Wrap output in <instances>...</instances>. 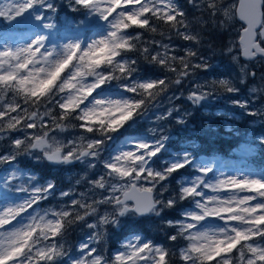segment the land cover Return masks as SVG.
I'll list each match as a JSON object with an SVG mask.
<instances>
[{
  "label": "snow or ice",
  "instance_id": "obj_1",
  "mask_svg": "<svg viewBox=\"0 0 264 264\" xmlns=\"http://www.w3.org/2000/svg\"><path fill=\"white\" fill-rule=\"evenodd\" d=\"M194 6L197 0H190ZM75 3L99 15L105 21L111 18V31L98 40H93L82 47L79 41L70 42L62 46V51L49 50L44 45V37L34 39L28 46L16 50L0 51V139L5 134L17 130L43 128V121L36 123L37 112L32 111L27 116L28 110L15 102V96H21L24 103L39 104L41 99L51 103L55 96H60L55 102L61 111V119L71 116L78 111L76 119L82 121L81 128L87 133H98L102 139L88 140L86 144L77 145L75 142L61 144L53 139L48 140V131L42 135H26L24 139L17 138L12 141L13 153L0 154V164L14 160L15 155L27 152L30 149H39L44 152L50 161L70 163L88 157H97L104 141L110 138L109 133L116 132L134 116L140 115L141 110L160 92L167 88L166 80H156L144 83H134L127 91L136 94L131 99H93L89 97L101 85L113 80H123L131 77L134 72L135 60L126 59L125 55L136 50L133 41L141 39L140 34L135 36L127 32L130 28H140L156 32L151 26V18H156L175 28L184 23V12L179 10L172 0H75ZM36 4H44V0H18L6 13L0 10V17L13 20L21 16ZM264 0H240L239 15L248 23L245 36L241 37L243 55L252 59L264 56V47L256 42L257 25L262 29L258 35L264 39V20L261 8ZM48 7H51L50 5ZM209 7L216 5L209 0ZM14 13V14H13ZM184 40H196V37L187 33H178ZM164 52L151 55L152 62L162 66L168 65L169 60L176 57L168 56V46L162 45ZM231 51V50H229ZM142 54L147 59L150 49L143 47ZM189 56L195 53L189 51ZM235 59V57H234ZM183 62V58H181ZM189 64L184 63L185 71L181 76L188 74ZM195 67H206L204 64ZM175 71L176 69L171 68ZM67 72V75L64 73ZM119 73L117 75L116 73ZM91 77L89 82L87 78ZM179 83V80L176 81ZM218 85L227 91V81H218ZM212 88L216 89V83ZM210 90V89H209ZM12 92L13 102H7V94ZM64 94V95H61ZM205 95L202 89L189 96L190 100L200 101ZM139 98H136V97ZM87 102V103H86ZM83 105V107H82ZM18 113V115H11ZM44 115H49L45 112ZM27 120V123L24 121ZM22 125V128L20 127ZM61 131L64 125L55 124ZM85 140L84 136L80 141ZM162 148L159 141L152 143L140 141L135 145V151H122L119 155L105 163L107 177L116 181H127V184L109 183L104 176L93 181V185L100 189L110 190L111 194L95 201V204H114L115 211L124 215L129 211L128 200H135L134 210L144 213L154 209L157 203L153 199V190L160 181L166 180L172 172L184 167L187 161L173 163L163 171L157 172L149 166V161ZM64 149H67L65 152ZM94 167V165H89ZM15 177V174H13ZM149 181L152 187H139L137 182ZM202 185L197 181L191 186L181 187L179 198L188 199L203 197L199 190ZM210 187L214 193L226 191L227 196L212 195L203 202L196 204L200 212L189 213V223L177 222V235L170 237L177 240L178 236L189 241L187 248L180 250V259L184 264H264V181L227 178ZM54 188L49 183L46 187L32 190L31 198L15 206L0 209V264H55L57 260L67 255L63 244L57 243V238L63 236L65 223L72 215L70 211L53 212V218L47 215H30L29 223H19L16 227H9L17 217L22 216L33 205L38 204ZM127 189V190H126ZM21 191L27 189L21 187ZM123 192V199L115 193ZM129 192L135 195H129ZM240 193H250L240 195ZM69 196L68 192L61 193ZM255 201V203H253ZM73 206L86 208L84 215H76V219L83 221L85 216L95 214L97 208L73 200ZM175 200L167 201V207H172ZM214 216L225 221V226L211 231H193L196 224L206 217ZM115 222L105 214L99 223ZM171 223V222H170ZM88 228L96 229V223L88 224ZM93 243L100 239L94 234L89 238ZM80 257L69 260V264H109L96 247L91 244L79 245ZM169 252L150 243H129L126 251L116 255L111 264H168L166 259Z\"/></svg>",
  "mask_w": 264,
  "mask_h": 264
},
{
  "label": "rangeland",
  "instance_id": "obj_2",
  "mask_svg": "<svg viewBox=\"0 0 264 264\" xmlns=\"http://www.w3.org/2000/svg\"><path fill=\"white\" fill-rule=\"evenodd\" d=\"M63 1L66 2L68 0ZM72 1L75 3V0ZM16 2H18V0H0V10L7 13ZM47 2L51 4L52 0H47ZM212 2L215 3V8L209 7V0H197L196 6H194L190 0H187L190 10L193 13H200L199 15L202 16L198 20L199 27H196L195 30H193L190 26L187 27L186 25L184 26V24H181L179 26H184V28H181L178 32H176L175 38L177 42L169 37L166 38V42H157L154 44L155 46H148L150 54L155 55L157 52L163 53L164 48L161 46L167 45L168 56L176 57L174 61L177 62V66H171V64L168 65V69H176L172 74L174 77V89L176 90L173 89L168 92L161 100L156 101L155 104H153L150 108L148 107L149 109L147 108L141 115L140 120L144 121V129L140 132L141 134L125 133L120 136H115L117 132L109 133L110 138L104 141L103 145L99 149V155L97 157L73 160L72 164L56 167L59 169L61 175H65L66 173L69 178L66 180L64 179L63 181L56 180L55 183H52L51 180L45 181L41 185L35 183L34 181H36V179L39 181L37 172H39V169L41 168L36 167L35 169V166H33V170L30 167L31 175H29V169H26L22 165L23 162L29 161L32 165H38L40 167L45 166L47 163H45L42 157L44 152L41 150L30 149L27 152L15 155L14 160L11 162L0 164V209L15 206L30 199L32 190L35 188L46 187L49 183L54 185V188L47 195V197L49 195L51 196V193L54 191L53 197H48L50 199L48 201L50 202L44 205L45 209H41L39 207V203L42 201L40 200L38 204L33 205V207L29 208L22 214V216L17 217V219L14 220L12 225L9 227H16L19 223H29L30 221L28 217L30 215H36V213H39L40 215H47V218L49 219L53 218L51 214L55 212V209L58 210L63 204H65L61 201V198L65 197L61 195L63 192H68L69 196L75 195L77 197L75 199L79 200L82 204L93 205L97 208L95 214L85 216L83 221H78L79 229L78 232H76L72 249H69V246L64 244L63 250L67 253V255L62 259L57 260L55 264H69L70 259H78L81 255L79 251V245L81 244H91V246L95 247L101 242H114L123 232L131 231L129 232L130 235L124 236L121 241L115 243L117 247L112 251V259H114V257L121 252H125L126 246L130 242L137 243V238L141 244L146 242L151 244L149 239L144 238L141 234L135 233L134 229L142 223L146 224L150 229L152 226H155L154 219L158 217V210L167 205L168 200L165 198L164 194L170 192L169 190L167 191V182L160 181L156 184L153 190V195L154 200L157 203L151 211L149 215L150 217L147 216L146 218H142V221H136V216L129 211H127L124 215H120L118 211H115L116 206L114 204H95V201L110 195L111 192L110 190L95 187L92 182L99 180L101 176H104L109 183L127 184V181L118 182L111 177H107L105 174L108 170L105 169V163L114 158L116 155H119L122 151H135V145L140 141H146L149 143L159 141L163 146L165 140L170 138L169 134L174 133L171 125L174 126V124H177L180 129H186L185 131H187V134H191V132L187 129L192 126V123L186 120V116H188L190 111L194 109H207L208 105L211 104L210 102L218 101L225 104L235 103L236 107H239L240 112L246 111L244 110L245 106L242 105V102L236 99H231V97H238L239 99V96H241L237 95L235 90H222L221 93L223 94H220L218 89L211 87L213 84L212 77L218 68L224 66L225 63H228L229 67L233 68L235 73H237V81L239 78L240 83H246V96L249 97L251 101L258 100L255 102L256 105H251V107L255 109L259 107L257 110H259L261 114H264V73L258 70V66L259 64L262 65V61L256 60V62L252 63L239 59L237 39L242 26L236 21L234 15L236 0H212ZM45 4L46 2L44 3L43 8L46 7ZM69 9L76 16L62 15L56 23L48 20L51 19V17L47 14L43 15L44 18H41L38 9L35 10L33 7L29 8L25 13L13 20L0 17V26L5 29L3 32H0V51H14L17 48L26 47L34 39L42 36L45 38L44 45L47 49H55L56 52H60L62 51V46L64 44L79 41L82 47H84L93 40L104 38L111 31V18L105 21L96 13L86 11L85 9L79 7L76 3L75 5L70 6ZM188 32L190 35L195 36L196 40H190L188 42L178 34ZM220 34H222V36L224 35L225 39H222V37L220 38ZM257 40L264 45V41L258 34ZM215 43H223V48H221L218 44L214 46ZM174 49L178 51L176 54ZM189 51L195 53V55L186 57ZM178 53H182V55ZM181 58H183L184 63L190 65L187 69L188 74L186 76L180 75L181 72L185 71L184 63L181 62ZM170 61L172 60H169V62ZM199 64H204L206 67H199L194 70L195 65ZM232 73L234 74V72ZM64 75H67V72L64 73ZM87 79L89 82L92 80L91 77ZM177 80H179V83L176 82ZM134 81L136 83H144L149 82V79L145 77H131L127 80L123 79L115 84V86H110L101 90L96 89L92 96L89 97V101L93 99H125L121 95V92L127 91V88L130 86L129 84ZM217 81L223 80L218 79ZM100 88H103V85H101ZM201 89L205 91V95L203 97L209 100L207 103L189 99L190 94L194 92L198 93ZM219 96L227 97V99L222 98L219 100ZM59 99L60 96H55L51 103L44 100L45 102L43 104L48 103L49 106L47 104L42 106L43 104H41L34 107L30 111L37 112L38 115L36 123L40 124L42 119L44 125L43 128L38 127L35 129L17 130L5 134V138L0 139V154L8 155L14 151L12 148V142L5 143V139L11 138L13 141L20 138V136L23 138L26 135L29 137L33 134L42 135L44 131H48L49 133V142H52L54 139L59 141L61 144H67L71 141L75 142L77 145H82V143L86 144L88 140L98 139L96 137L100 136L98 133H87L80 127L83 123L80 120L78 125H75L73 122L71 123L68 120H64L62 122L59 120L58 124H62L65 127L64 131L56 128L53 124L50 126V122L52 123V121L56 119V116L53 114V117L51 116L50 108L53 106L51 104H56L57 109L61 110L55 102ZM45 112H48L49 115H44ZM17 114L18 113H14L13 115L15 116ZM78 114L79 113L77 111V115ZM27 122L28 121L25 120V123ZM171 122L173 124H171ZM202 130L206 131L205 133L207 134L214 131L210 125H204ZM81 136L85 137L83 142L80 141ZM245 147L246 146H243L240 149V154L243 156L251 153V149ZM64 151L66 152L67 149H64ZM173 154L174 153H172V155ZM180 155L183 157L182 161H185V157L187 155L186 151H182ZM173 163H179V159L175 156L170 157L167 161L169 166ZM90 164L94 165V167H90ZM195 164V173L189 178H182L181 187L191 186L199 180L202 182L199 190L203 193V197H196V200L193 201V206L182 212L180 220L172 223H164L165 225H176L177 231V222L183 221L185 223H189L191 221L188 214H198L200 212V209L196 207L197 203L203 202V199H207L212 195H219L221 197L228 195V193L223 190L218 193H214L210 187H205L204 185H215L219 181L227 178L264 181V174H260L249 167H244L243 164L240 165L234 162L230 163L229 161H217L215 159L207 160L205 158H201L196 161ZM149 166L153 168L150 161ZM45 168H47V166H45ZM49 168L51 171L53 170V167H50V164ZM13 174H15V177H13ZM33 182L35 184L30 186V183ZM21 187L27 189V191H21ZM139 187H152V184L149 181L141 180L137 182V188ZM121 193L122 192H117L115 195L120 197ZM245 194L250 193H240V195ZM72 200H74V198H71V201ZM55 202H57L56 205H54ZM253 203H255V201H253ZM81 210L83 211V215L87 211L86 208H81ZM105 214L109 215V219L114 217L115 222L100 224L99 221ZM93 223L98 225L96 229H90L87 227L88 224ZM161 224L162 223L159 220L158 225ZM224 226L225 221L220 220L217 217L210 216L198 222L193 231H209L211 233V231ZM94 234L100 235V239L95 243L89 239ZM188 244L189 241L186 245L179 248V256L180 250L187 248ZM153 245L159 247L157 243ZM182 262L184 264V261Z\"/></svg>",
  "mask_w": 264,
  "mask_h": 264
},
{
  "label": "trees",
  "instance_id": "obj_3",
  "mask_svg": "<svg viewBox=\"0 0 264 264\" xmlns=\"http://www.w3.org/2000/svg\"><path fill=\"white\" fill-rule=\"evenodd\" d=\"M68 1L65 2L63 0H52V3L50 4L47 2V0H45V8H43L44 4H36L33 6V9H38L41 18H44L43 15L47 14L49 15V17H51V19L48 20L56 23L59 21V17L62 15L76 16L69 9L70 6L75 5V3L72 0L69 2ZM172 2L179 10L184 12V17H178V19H183L184 26H190L193 30H195L196 27H199L198 20L202 16L199 15L200 13H193L190 10L187 0H172ZM49 5L51 7H48ZM74 7L77 8L76 6ZM262 13H264V6H262ZM262 20H264V16ZM150 22L151 26L156 28V32L135 27L127 30V32L133 36L140 34L141 39L139 41H133V43L136 44V50L127 53L125 55V58L135 60V64L133 65L134 72L131 74V77H145L149 79V81L163 79L167 82V88L163 92H160L159 95L155 97V99L149 101L141 110L140 115L134 116L132 120L128 121L124 124L123 127L119 128L116 131L117 134L115 136H120L125 133L141 134L140 132H142L144 129V121L140 120L141 115L148 107L150 108L153 104H155L156 101L161 100L164 95L174 89V77L172 75L174 71L168 69V65L171 64V66H177V62L174 60L170 62L168 61V65L162 66L159 63L152 62L151 54L146 59L142 54L141 49L143 47L153 46L157 42H165L166 38L169 37L177 42L175 38L176 32H178L179 29L184 28V26L178 25L177 27L173 28L164 21L156 18H151ZM4 30L5 29L0 26V32H3ZM187 34H189V32ZM221 37L222 39H225V36H222V34H220V38ZM262 40L264 41V39ZM187 41L189 42L190 40ZM217 44L220 45L221 48H223V43H215L214 46H216ZM177 52L178 51L175 50V54ZM178 54L182 55V53ZM186 57L191 56L186 55ZM196 69L197 67H194V70ZM261 69L262 65L259 64L258 70L261 71ZM232 72H234V74ZM116 74L119 75L118 72ZM236 74L237 73H235L233 68L229 67L228 63H225L224 66H221L217 69L212 77V82L216 83V89L221 92L225 89L218 85L217 80L222 79L223 81H227L228 87L235 90L237 95H241L239 96V99L238 97H231V99H236L242 102V105L245 106L244 110L246 111L240 112L239 107H236L235 103L225 104L222 102L214 103L213 106H211L207 110V112L204 109H194L190 111L189 115L186 116V120L192 123V126L187 129L191 132V134H187V131H185L186 129H180L177 124H174V126L171 125L174 133L169 134L170 138L165 140L164 145L162 146L159 153L153 156L150 160V163L153 167L152 169L160 172L169 167L167 161L170 157L175 156L179 159V162H182L183 157H181L180 153L182 151H186L187 154L185 157V161H187L185 166L181 167L177 171L172 172L166 180H163L164 182H167V191H170L169 193H164L165 198L167 200H175V204L172 207H167L165 205L158 210V217L154 219L155 226H152L151 229L148 228V226L144 223L136 226L134 229L135 233L141 234L144 238L149 239L152 245L157 243L159 247H162L169 252V256L166 258L168 260V264H183L182 260L180 259L178 250L181 246L186 245L188 240L180 236H178L177 240L175 241L171 240V236L177 235V226L165 225L164 223H172L180 220L182 212L185 209L191 208L193 206V201L196 200V198H188L182 200L179 198V194L182 184V178H189L193 176V174L195 173L196 161L200 160L201 158H205L207 160L215 159L217 161H229L230 163L234 162L240 165L243 164L244 167H249L260 174H264V114H261V112L257 110L259 109V107H257V109L251 107V105H256L255 102H257L258 100L251 101V99L246 96V83H240L239 78L237 81ZM120 81L121 80L110 81L109 83L104 84L103 88H98V90L110 86H115V84ZM134 83L136 82L134 81L129 85L131 86ZM0 95H3V93L0 92ZM121 95L125 99H131L136 96V94L129 91H123L121 92ZM13 96L14 94L12 92H9L7 94V102H13ZM136 98L139 97L137 96ZM15 102L19 103L22 108L28 110L27 113H23V115L27 116L31 113L30 111L34 107L43 104L45 101L44 99H41V102L36 105H33L31 103L25 104L23 97L15 96ZM46 104L49 106L48 103H45L42 106ZM51 105H53L52 108H50L51 116L53 114L54 116H56V119L52 121V123L50 122V126L52 124L55 125L59 120H61V122L64 120H68L71 123L73 122L75 125H78L80 123V121L76 119L77 112L73 113L67 118L61 119L62 110L57 109L56 104ZM215 110H217L216 112L218 114H215ZM171 124L173 123L171 122ZM204 125H210L214 129V131L210 134L205 133L206 131L202 130V127ZM20 127H22V125ZM21 137L22 136H20V139H24V137ZM96 137L98 139L102 138L101 136ZM7 142H12L11 138L5 139V143ZM243 146L251 149V153L249 155L243 156L242 154H240V149ZM172 153L174 154L172 155ZM22 165L26 169H29V175H31L30 167L33 170V166H35V169L36 167L41 168L39 169V172H37L39 181H37V179L36 181H34L39 185L48 180H51L52 183H55L56 180L63 181L64 179L66 180L69 178L67 177L66 173L65 175H61L59 169L57 168L51 171L48 164H45L47 168H45V166L40 167L38 165H32L29 161L23 162ZM34 182L30 183V186L34 185ZM53 194L54 191L51 193L52 197ZM51 196L49 195L48 197L50 198ZM48 197L40 201L39 207L41 209H45L44 205L50 202L48 201L50 200ZM71 198L77 200L75 199L77 198L75 195L61 198V201L65 204H63L62 207L58 210L55 209L56 213H59L63 210H67L72 213V215L67 218V220L71 221V223H65L63 236L57 238V243H61L63 245L67 244L69 246V249H72L76 232H78L79 229L78 221L80 220H77L75 217L77 214L83 215V211L78 205L73 206V200L71 201ZM56 203L57 202H55L54 205H56ZM135 220L142 221L143 219L135 218ZM159 220L162 223L161 225H158ZM129 232L131 231L121 233L120 236H118L117 240L114 242H101L95 246L98 251L109 260V264H111V261L113 260L111 257L112 251L117 247L115 243L121 241L124 236L130 235ZM260 242L264 243V241ZM103 246L106 248H104Z\"/></svg>",
  "mask_w": 264,
  "mask_h": 264
},
{
  "label": "water",
  "instance_id": "obj_4",
  "mask_svg": "<svg viewBox=\"0 0 264 264\" xmlns=\"http://www.w3.org/2000/svg\"><path fill=\"white\" fill-rule=\"evenodd\" d=\"M239 5H240V0H236V5H235V9H234V15H235V19H236V21L237 22H239L240 24H241V26H242V28L240 29V31H239V36H238V39H237V44H238V50H239V59L240 60H242V61H245V62H252V61H254V60H256V59H259V60H261L262 61V72L264 73V56H256V57H254V58H252V59H248V58H246L242 53H243V49H242V46H241V37H243V36H245V29L246 28H248V23L245 21V20H242L241 18H240V15H239ZM261 12H262V8H261ZM262 19V18H261ZM262 29L259 27V25H257L256 26V28H255V31H256V33L258 32V31H261ZM255 39H256V42H258L257 41V36L255 37ZM259 43V42H258ZM262 47V46H261ZM201 100H204L203 98L201 99ZM35 150H39V149H35ZM44 158H45V160L48 162V163H50V164H52V165H57V164H62V162H55V161H50V160H48L46 157H45V154H44ZM73 163V161L72 162H70V163H66V164H72ZM127 190V189H126ZM129 195H135V193H132V192H129ZM121 199H123L124 197H123V192H122V194H121V197H120ZM153 199H154V196H153ZM127 203H129V204H131V206H130V210L129 211H131L134 215H136L137 217H145V216H147L151 211H147V212H144V213H139V212H136L135 210H134V205H135V200H128L127 201Z\"/></svg>",
  "mask_w": 264,
  "mask_h": 264
}]
</instances>
